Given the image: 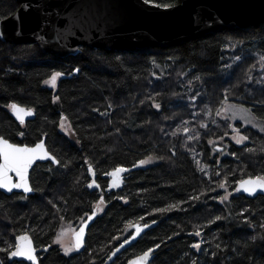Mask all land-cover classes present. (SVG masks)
I'll list each match as a JSON object with an SVG mask.
<instances>
[{
    "label": "trees",
    "instance_id": "trees-1",
    "mask_svg": "<svg viewBox=\"0 0 264 264\" xmlns=\"http://www.w3.org/2000/svg\"><path fill=\"white\" fill-rule=\"evenodd\" d=\"M19 7L15 0H0V21ZM240 52L262 60L261 71L236 62L233 53ZM55 71L64 75L50 89L44 81ZM228 102L264 122V23L167 48H81L66 58L0 39V136L30 146L46 138L49 152L61 161L33 168L32 196L0 192L4 264H26L7 258L23 234L47 249L41 264H104L131 236L133 224L153 221L158 225L116 264L156 245L152 264H264V196L250 199L236 191L240 180L264 175V132L243 128L247 144L226 141L221 156L211 158L219 150L210 142L228 133L229 122L216 117ZM12 103L34 110L35 119L17 123L8 107ZM64 116L74 140L60 131ZM189 138L194 139L190 147ZM198 159L206 163H200L202 169ZM89 165L100 189L88 187ZM119 167L128 171L119 175L120 186L108 191L113 177L107 174ZM221 183L228 186L230 200L220 201ZM101 194L105 208L88 231L84 252L67 257L49 246L61 220L77 225L86 213L99 211ZM194 196L198 199H190ZM171 205L176 207L157 211ZM196 231L203 239L199 252L192 247L199 241Z\"/></svg>",
    "mask_w": 264,
    "mask_h": 264
},
{
    "label": "water",
    "instance_id": "water-1",
    "mask_svg": "<svg viewBox=\"0 0 264 264\" xmlns=\"http://www.w3.org/2000/svg\"><path fill=\"white\" fill-rule=\"evenodd\" d=\"M15 1L19 3L20 7L13 15L0 21V32L3 33L0 35V39L12 45L34 44L44 53H51L60 58L75 56L81 48L107 51L143 50L152 47L167 48L224 29L245 28L264 23V0H181L179 4L168 9L154 7L144 3V0ZM10 113L12 118L20 124H26L36 117L34 112L33 115L25 116L21 123L12 110ZM43 142L48 150L46 138H43ZM2 162V157H0V163ZM40 163L57 165L48 159H38L29 169L30 185L31 172ZM93 172V170H89L90 183L93 179L97 180V176L93 175ZM10 175L14 182H18L19 178L14 173H10ZM239 187L238 183L237 188ZM91 189L94 190L95 187H91ZM0 191L7 196L24 194L29 197L34 194V191L24 192L23 189L15 188L11 192L4 188H0ZM237 192L250 199L264 196V190L260 189H257L254 194L245 192L242 188ZM96 218L97 214L91 220L87 219L83 244L79 249H76L77 251L84 250L88 231ZM147 224L149 227L144 228L135 240L131 239V235L128 238L130 242L125 244L116 253V256L111 254V258L109 257L105 264H113L119 256L154 229L158 222ZM134 225L143 227L144 224H133L132 234L135 232ZM21 236L29 237L35 248L30 234ZM19 237L16 240V245L21 243ZM73 239L75 242L74 235ZM152 249L154 251L147 264L153 263L158 252V247ZM39 252L35 248L36 257ZM142 255L143 253L132 258L127 264L138 260ZM12 258L18 262L37 264V262L28 261L24 257ZM37 261L39 264L38 259Z\"/></svg>",
    "mask_w": 264,
    "mask_h": 264
},
{
    "label": "snow or ice",
    "instance_id": "snow-or-ice-1",
    "mask_svg": "<svg viewBox=\"0 0 264 264\" xmlns=\"http://www.w3.org/2000/svg\"><path fill=\"white\" fill-rule=\"evenodd\" d=\"M144 3L150 4L154 7H163L165 9L171 8L174 5L171 3H164L160 4L157 3L156 0H144ZM0 35H3L2 32H0ZM73 71L79 72V69H74ZM64 73L60 71H55L51 74L50 78L48 80H45L44 83L47 85H50L51 87L55 88L57 86V81L60 77H62ZM55 100H59L60 97L56 96L54 98ZM12 112L19 118L20 122L23 123L24 117L28 115H33L34 111L31 109H26L21 107L20 105L16 103H12L8 106ZM155 107L157 109L160 108V104H155ZM235 115V114H234ZM68 118L64 116L62 120L60 121V128H65L64 121H66ZM243 119V117H241ZM206 127V126H205ZM235 131L237 134L240 133V129L236 128ZM261 131H264V128H261ZM20 136H23L24 133L20 132ZM235 139V137H234ZM248 140V136L243 135L240 136L239 139H236L237 144H243L244 141ZM251 151V149H249ZM232 155H235V153H232ZM0 157H2L3 162L0 163V188H4L7 191L11 192L14 188L15 189H23L24 192H32L33 189L31 185L29 184L28 179V173L29 169L33 166V164L38 159H48L53 161L55 164L60 165L61 161L56 158L55 155H52L46 148L45 143L43 140H41L39 143H36L34 146L30 147L27 144H17V143H10L8 139L3 138L0 136ZM152 158L149 157L148 160H140L139 164L144 165L148 163L149 160ZM65 167L67 165H64ZM89 170H92V166L89 165ZM125 171H128L127 169L123 167L116 168L111 173H108L107 175H110L113 177L111 181V186L108 188V191H111L112 188H117L120 186L122 181L119 179V175ZM10 173H14L16 177H18V182H14L12 176ZM93 175L95 173L93 172ZM216 175H220L219 172L216 173ZM226 183V182H225ZM239 188L236 189V191H239L241 188L248 193L254 194L257 189L264 190V175H257L254 178L249 177L247 180H240L239 181ZM88 187H95L96 189H100V184L97 183L95 179L91 181V183L88 184ZM221 188H225V184L220 185ZM215 190V189H213ZM225 196L220 197V201L223 202L225 199H227L228 196L231 195V193H228L227 190ZM120 199H124L123 197H120ZM190 199L195 200L198 199V197H191ZM105 203L104 196L101 194L98 200V205H103ZM125 203L127 201L125 200ZM181 203H185V201H182ZM176 207V205L169 206V209H157L158 212H163L170 210L171 208ZM102 210V209H101ZM87 216L88 220H91L95 213L93 212L92 215L85 214ZM143 219V217H141ZM220 217H216V220H219ZM155 221H153L154 223ZM135 232L132 234L131 239L135 240L136 237H138L144 228L149 227L148 224H144L143 227L140 225H134ZM87 228V220H85L83 217L81 218V226L79 228V231L74 232L75 236V242L73 247L75 249H79L83 244V237L85 234V229ZM66 235V234H64ZM195 236L199 237L201 236L200 231H196L194 233ZM63 235L61 237L57 238L58 243L63 242ZM21 243L16 245L14 251H10L9 255L11 257H24L28 261H34L37 262V257L35 255V248L32 246L31 240L27 236H21L19 237ZM119 239V237H117ZM130 241L128 239L124 240L119 247L116 249L115 252L112 253V256H116V253L120 251L121 248L125 246V244L129 243ZM156 247H159V245H156ZM193 248L199 250L201 247L200 242H196L192 245ZM72 248L65 246V251L70 252ZM3 251H8L7 249H3ZM154 251V249L149 248L147 251L143 253L142 256L138 258V260L132 261L131 264H147V261L149 260V257L151 256V253ZM111 258V257H110ZM195 264V262H193Z\"/></svg>",
    "mask_w": 264,
    "mask_h": 264
},
{
    "label": "rangeland",
    "instance_id": "rangeland-1",
    "mask_svg": "<svg viewBox=\"0 0 264 264\" xmlns=\"http://www.w3.org/2000/svg\"><path fill=\"white\" fill-rule=\"evenodd\" d=\"M233 55L236 56V62L240 63V62L244 61V64H246V65L250 64L256 70L261 71L260 70V68H261L260 64H261L262 60L256 59L255 57H253L251 55H246L243 52H240L238 54L233 53ZM231 65H233V62H231ZM60 79H61V77L58 79L57 85H58V82ZM45 86H47L50 89H56V87H57L56 86L55 88H53L47 84H45ZM217 116H218L219 120L229 122V125H227V132L228 133H224L222 135V138L216 139V140H213L210 142V144L213 147L216 146L217 149L219 150V151H214L211 154V158L213 160L217 159L216 156H218V158L221 156V153L223 152L222 147L225 146L226 141H229L230 143H232L235 146H242V145L247 144L249 142V139H248V140L244 141L243 144H237L236 143V139H239L240 136L245 135L244 132H242L243 128L247 127V128H252V129L259 131V132H264V131H261V128H264V122L258 120L253 115L251 110H249L248 108H246L244 106L236 104L234 102L225 103L224 107L219 112V114L216 115V117ZM241 117H243V119H241ZM238 122L242 123L241 128L236 125V123H238ZM64 124H65V128H63V129L60 128V131L63 132L66 136H68V138L74 140V138H75L74 132H73L70 124L68 123V121H64ZM212 125L215 128V119L212 120ZM236 128L240 129L239 134H237V132L235 131ZM189 132L190 131H185L186 134ZM234 137H235V139H234ZM191 138H194V137H191ZM191 138L188 139V147H190L191 142L194 141V139H191ZM222 155L224 156V153ZM201 162L203 163V161H201L200 159H198L196 161L197 167L199 169H202V167L200 165ZM203 164H206V163L204 162ZM223 184H225V183H223ZM225 189L227 190L228 193H230L228 186L225 184V188H221V187L218 188V192H220V196L226 195ZM231 196H232V194L230 196H228L227 199H225L224 201L230 200ZM104 208H105V206H103V205L100 206L99 210L101 213L103 212ZM80 225H81V222H79L77 225H73V223L71 221H66L65 219L61 220V223L59 224V227L57 229V234L52 241V245H49V246L58 248V251H60V253L63 255L69 256V255L76 253V249L73 247V245H74L73 235H74V232H76V230L78 229V227ZM64 234H66V235H64ZM62 235L64 237L63 242L58 243L57 238L61 237ZM196 239L199 240L198 242L201 243V247H202V243H203L202 237L200 239V236L199 237L196 236ZM65 246L72 248V250L70 252H66ZM201 247L199 250L196 249V251L199 252L201 250ZM0 264H4V259H3L2 255H0Z\"/></svg>",
    "mask_w": 264,
    "mask_h": 264
},
{
    "label": "flooded vegetation",
    "instance_id": "flooded-vegetation-1",
    "mask_svg": "<svg viewBox=\"0 0 264 264\" xmlns=\"http://www.w3.org/2000/svg\"><path fill=\"white\" fill-rule=\"evenodd\" d=\"M28 146H30V145H28ZM30 147H32V146H30ZM31 174H32V172H31ZM31 177V176H30ZM31 180V179H30ZM31 185H32V183H31ZM33 188V187H32ZM34 191V190H33ZM1 192V191H0ZM4 194V193H3ZM24 195V194H23ZM26 196V195H25ZM26 197H28V196H26ZM99 207L101 206V205H98ZM103 206H104V204H103ZM94 213L95 214H97V217H99V215L101 214L100 213V210L98 211V209H95L94 210ZM100 213V214H99ZM92 215V214H91ZM90 216V215H89ZM97 219V218H96ZM85 220H87V218L85 219ZM96 221V220H95ZM141 224H143V223H141ZM79 228V227H78ZM78 230V229H77ZM76 230V231H77ZM132 232H133V229H132ZM132 235V234H131ZM21 236V235H20ZM19 236H17V238H18ZM32 237V236H31ZM17 238L15 239V245H14V248L11 250V251H14V249H15V247H16V240H17ZM32 240H33V243H34V246H35V248L37 249V251H40L38 254H37V259L39 260V264H41V258H42V256L46 253V251H47V249L46 248H39V247H37V245H36V243H35V241H34V239L32 238ZM86 240H87V238H86ZM86 247V246H85ZM84 250H85V248H84ZM84 250L82 251V252H79V251H77L76 250V253H74V254H72V255H69V256H67V255H65V256H67V257H70V256H75V255H77V254H82L83 252H84ZM10 252V251H9ZM9 252L7 253V255H8V260H11V261H14L13 260V258L9 255ZM122 256V255H121ZM120 257V256H119ZM118 257V258H119ZM117 258V259H118ZM117 261V260H116ZM116 261L113 263V264H116ZM21 262H23V263H26V264H28L27 262H25V261H21ZM129 262V261H128ZM127 262V263H128ZM105 264V263H104Z\"/></svg>",
    "mask_w": 264,
    "mask_h": 264
},
{
    "label": "bare ground",
    "instance_id": "bare-ground-1",
    "mask_svg": "<svg viewBox=\"0 0 264 264\" xmlns=\"http://www.w3.org/2000/svg\"><path fill=\"white\" fill-rule=\"evenodd\" d=\"M196 172V171H195ZM211 196V195H210Z\"/></svg>",
    "mask_w": 264,
    "mask_h": 264
}]
</instances>
